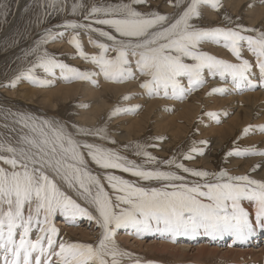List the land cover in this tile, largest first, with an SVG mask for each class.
<instances>
[{
  "label": "snow or ice",
  "instance_id": "6c2138e0",
  "mask_svg": "<svg viewBox=\"0 0 264 264\" xmlns=\"http://www.w3.org/2000/svg\"><path fill=\"white\" fill-rule=\"evenodd\" d=\"M184 2L175 0V6L179 8ZM147 3L148 0H130L129 3L92 6L84 16L89 23L68 21L59 27L73 30L84 28L106 38L111 43H94L101 54L90 57L83 51L81 41L75 35L71 43L80 50V56L90 59L110 81L123 82L135 78L136 72L147 77L141 86L149 94H156L161 89L167 94L171 88L174 95L181 96L188 89L181 87L180 78L186 77L192 87H199L204 83V69L221 76L228 73L238 83L248 80L247 72L251 68L248 60L229 63L218 59L199 50L203 42L219 43L223 40L225 47L230 48L238 59L241 58V42H246L257 55L260 71L264 73V32L254 37L242 34L256 31L244 26L235 29L202 28L190 23L200 16L201 5L218 10L219 0H190L186 9L175 19L156 11L142 13L133 7L134 4ZM72 11L75 14L76 6ZM93 24L103 27H93ZM62 35L63 32L49 30L43 43ZM110 47L115 52L113 57L106 55ZM187 59L192 62H186ZM36 68L46 73L60 69L82 80H87L90 75L45 52L37 64L6 86L15 87L21 77H27L33 83H45L34 75ZM16 115L17 123L22 128L15 142L0 134V162L8 166L0 165V245L4 249L3 264H54L53 256L57 258L55 264H120L119 257L130 254L119 249L114 239L115 230L128 226L135 228L139 234L156 231L173 237L195 238L203 235L212 240L227 237L239 243L264 234L262 181L248 175L233 176L226 170L210 173L190 168L175 158L162 161L139 145L140 150L135 154L143 156L145 160L138 164L111 148L77 138L98 136L105 139L107 137L100 136L104 129L73 126V132L55 121ZM209 115L216 116L215 113ZM258 130L264 132V126ZM244 133L248 134L249 128L244 129ZM193 153L203 154V149L194 146L183 159H193ZM234 154L264 155V152L249 148ZM89 162L103 170H118L141 181L160 182L162 186L143 187L106 172L103 179L114 194L110 195L102 178L90 170ZM147 164L174 166L176 171L162 170L158 166L147 168ZM181 173L200 178L203 182H189L187 176ZM209 177L213 179L209 180ZM57 178L75 189L98 215H93L88 207L81 206L67 195L58 185ZM243 201L253 203L254 212L246 209ZM58 213L69 219L87 217L95 221L103 230L98 245L60 243L58 251L55 250L53 245L58 229L53 226L52 220ZM33 227L41 233L35 241L29 238ZM33 253H37L34 261Z\"/></svg>",
  "mask_w": 264,
  "mask_h": 264
},
{
  "label": "rangeland",
  "instance_id": "374dc122",
  "mask_svg": "<svg viewBox=\"0 0 264 264\" xmlns=\"http://www.w3.org/2000/svg\"><path fill=\"white\" fill-rule=\"evenodd\" d=\"M129 2L130 0H0V134L10 138L11 142H15L22 128L17 123L16 114L30 115L38 119L64 124L69 131L73 132H75L73 126L104 129L100 136L107 137L105 139L98 136H78L77 138L111 148L138 164H142L145 160L143 156L135 154L140 150L137 147L139 145L140 148L162 161L175 158L190 168L206 170L210 173L226 170L233 176L248 175L252 179L264 182V166H257L260 164L258 158L262 155L237 156L234 154L238 150L242 152L249 148L264 152V132L258 130L260 126H264V73L260 71L257 55L251 51L246 42H241V58L239 59L230 48L225 47L223 40L219 43L203 42L199 45V50L229 63H242L243 60H248L251 68L247 72V81L238 83L228 73L221 76L219 73L212 74L208 69H204L202 73L204 83L199 87H192L186 77L180 78L181 87L188 89L181 96L174 95L171 88L167 90V94L162 89L156 94H149L141 86L147 77L136 72L135 78L123 82L110 81L104 77L96 64L80 56V50L71 43L75 35L81 41L83 51L90 57L101 54V50L94 46V43H111L106 38L84 28L73 30L59 27L68 21L89 23L84 20V16L92 6ZM189 2L190 0H185L177 8L175 0L172 3L169 0H148L147 4H134L133 7L142 13L156 11L175 19L186 9ZM219 3L218 10L208 5H201L200 16L193 18L190 23L202 28L235 29L238 26H244L256 31L242 32V34L254 37H257L259 32H264V0H219ZM73 6H76L75 14L72 11ZM93 27L103 26L93 24ZM49 30L54 33L63 32V35L48 43H43ZM105 30L111 31L107 28ZM45 52L70 67L89 73V78L82 80L71 77L70 74L60 69H55L53 73H46L43 69L36 68L34 75L45 83L37 84L27 77H21L15 87L6 86L16 76L37 64ZM106 55L113 57L115 52L110 47ZM186 62L191 63L192 61L187 59ZM133 68L135 71L134 63ZM92 73L95 75H91ZM217 89L223 91H214ZM126 96L130 98L124 99ZM194 102L195 105H193ZM117 109L120 111L117 112ZM209 113H215L216 116H211ZM5 124L8 125L7 128L4 127ZM246 128H249L248 134L244 133ZM194 146L203 149V154L193 153V159H183V156L188 154ZM230 152L233 155H228ZM251 158L256 160L253 161ZM233 162L237 163L233 164ZM2 166L8 167L7 165ZM157 166L162 170L176 171L174 166L169 167L164 164L145 165L147 168ZM254 166H257L255 170H253ZM89 168L102 178V183L105 184L110 195L114 194L108 188L106 180L103 179L106 172L122 176L143 187L162 186L160 182L141 181L118 170L100 169L91 162H89ZM256 173L262 175L258 177ZM181 174L187 176L189 182L200 180V178L185 173ZM212 179L209 177V180ZM57 182L67 195L73 199L76 198L59 184V181ZM200 182L203 181L200 180ZM75 200L81 206L88 207L93 215H98L94 207L88 205L87 202L83 204L77 198ZM242 203L246 209L254 212L253 203L249 201ZM52 223L58 229L56 243L53 245L57 251L60 243H90L97 246L102 238L103 230L95 221H90L87 217L69 219L58 213L53 217ZM115 233L114 239L119 249H125L130 254L119 257L120 264H241L240 262L262 264L264 261V258L260 260L254 256L257 254L255 251L260 247L250 243L235 244L231 238L227 237L210 242V238L203 235L191 238L173 237L165 233L160 236L161 233L156 231L138 234L132 226L117 229ZM34 234L37 236L34 237ZM128 234L130 237L126 242L125 238L127 239ZM38 235L40 236L41 233L33 227L29 238L35 241ZM135 235L136 238H134ZM263 236L264 234H261L257 240ZM117 237L124 239L125 242L119 241ZM17 239H19L18 235ZM137 239L143 243V248L140 247L142 243L140 245L136 243ZM165 240L171 241L179 252H174L173 255L150 250V246L159 245ZM44 243L47 247L46 240ZM202 244L214 252L209 253L211 256L207 255L205 258L198 259L196 251ZM2 248L0 249V264H3L4 260V249ZM243 250L245 251L243 257L236 255V259L234 254V256L229 255L230 257L224 258L225 251L244 253ZM182 251L187 252L182 254ZM36 256L37 253H33V261ZM54 257L52 260L55 264ZM9 259H11L10 256Z\"/></svg>",
  "mask_w": 264,
  "mask_h": 264
},
{
  "label": "bare ground",
  "instance_id": "6f19581e",
  "mask_svg": "<svg viewBox=\"0 0 264 264\" xmlns=\"http://www.w3.org/2000/svg\"><path fill=\"white\" fill-rule=\"evenodd\" d=\"M87 34V33H86ZM206 46V45H205ZM205 48V47H204ZM219 51V50H218ZM244 52V51H243ZM262 81V80H261ZM264 82V81H263ZM226 84V83H225ZM213 89V88H212ZM235 89V88H234ZM91 91V90H90ZM261 92V91H260ZM93 95V94H92ZM255 95V94H254ZM174 96V95H173ZM249 96H247V98H248ZM250 97H251V95H250ZM257 97V96H256ZM260 98H262V97H260ZM244 99H245V97H244ZM249 100H250V98H249ZM209 101V100H208ZM216 101V100H215ZM245 101V100H244ZM247 101V100H246ZM254 102H256V100L254 99ZM258 102V101H257ZM210 104V103H209ZM191 105H192V103H191ZM193 105H195V102L193 103ZM192 105V106H193ZM189 106V105H188ZM188 106H186L187 108H188ZM247 106V105H246ZM254 106H256V105H254ZM162 107V106H161ZM176 108V107H175ZM256 108V107H255ZM172 109V108H171ZM195 109V108H194ZM252 109V108H251ZM190 110V109H189ZM188 110V111H189ZM245 110H247V109H245ZM253 110V109H252ZM186 111V110H185ZM185 111H184V113H185ZM244 111V110H243ZM261 111V110H260ZM250 112V111H249ZM254 112V111H253ZM193 113V112H192ZM245 114H246V112H244ZM244 113H243V115H244ZM158 114V113H157ZM185 114H188V113H185ZM264 114V113H263ZM191 115V114H190ZM199 116V115H198ZM246 116H248V115H246ZM187 117V116H186ZM191 117H192V115H191ZM239 117V116H238ZM244 117V116H243ZM247 118H249V117H247ZM253 118V117H252ZM259 118V117H258ZM237 119V118H236ZM254 119V118H253ZM243 120V119H242ZM239 121H240V119H239ZM260 121V120H259ZM207 122V121H206ZM237 122V121H236ZM147 123V122H146ZM160 123V122H159ZM203 123V122H202ZM211 123V122H210ZM231 123V122H230ZM233 123H235V122H233ZM138 125L140 124V121L137 123ZM205 124V123H204ZM247 124V123H246ZM144 125V124H143ZM244 125V124H243ZM249 125V124H248ZM141 126V125H140ZM228 126V125H227ZM235 126V125H234ZM251 126V125H250ZM179 128V127H178ZM224 128V127H223ZM230 128V127H229ZM238 128V127H237ZM144 129V128H143ZM201 129V128H200ZM221 129V128H220ZM232 129V128H231ZM213 130V129H212ZM224 131H225V129H223ZM220 131H222V130H220ZM219 131V132H220ZM235 132V131H234ZM252 132V131H251ZM174 133H176V132H174ZM225 133V132H224ZM174 135V134H173ZM176 136V135H175ZM229 136V135H228ZM129 137V136H128ZM177 137H178V135H177ZM231 138V137H230ZM126 139V138H125ZM223 140H224V138H223ZM222 142V141H221ZM224 142V141H223ZM218 144V143H217ZM226 144V143H225ZM229 144V143H228ZM165 147V146H164ZM120 148V147H119ZM213 159V158H212ZM218 159V158H217ZM252 160H253V158H251ZM249 160V159H248ZM254 160H256V159H254ZM253 160V161H254ZM258 160H259V162H260V164L259 165H257V166H264V155H262L260 158H258ZM258 160H257V162H258ZM206 161H208V160H206ZM251 161V160H250ZM219 162V161H218ZM262 162V163H261ZM215 163V162H214ZM234 163H237V162H233V164ZM200 165H202V164H200ZM206 166V165H205ZM150 168V167H149ZM154 168V167H153ZM206 168V167H205ZM94 171V170H93ZM264 172V171H263ZM256 175L258 176V177H260L261 175L259 174V173H256ZM134 180V179H133ZM57 181H59L60 183L59 184H61L70 194H72V196L74 195L78 200H79V202H81V203H83V204H86V201H84L79 195H78V193L76 192V190L75 189H72V188H69L63 181H60L58 178H57ZM58 183V182H57ZM156 183V182H155ZM64 189V190H65ZM66 191V192H67ZM75 198V199H76ZM251 209H253L252 207H251ZM59 222V221H58ZM136 230V229H135ZM136 233H138L137 231H136ZM135 234V233H134ZM139 234V233H138ZM35 236L34 237H36L37 235L36 234H34ZM160 236H163V234H159ZM261 234H257L255 237H253L252 239H250L249 241H247V242H244V243H250V244H254L256 247H260V249H258L257 251H255L257 254L256 255H254V253H252V252H254V251H252V249H251V251L252 252H250V251H248V252H250V253H252L256 258H260V260H262V258H264V244H261V243H263L264 242V236H263V238H261L260 237V240H257L258 238H259V236H260ZM38 237H39V235H38ZM64 237V236H63ZM62 237V238H63ZM126 237H127V239L125 238V241L127 240H129L128 238L130 237L129 236V234L128 235H126ZM56 238V237H55ZM65 238V237H64ZM68 238V237H67ZM117 238H119L118 240L120 241V240H123L124 241V239H122V238H120V237H117ZM134 238H136V235H135V237ZM139 238V237H138ZM162 238V237H161ZM173 238V237H172ZM37 239V238H36ZM116 240V239H115ZM199 240V239H198ZM124 241V242H125ZM126 241V242H127ZM137 242L136 243H138L139 245L142 243H140V241L137 239L136 240ZM215 241V240H214ZM62 242H65V241H62ZM73 242H75V241H73ZM155 242V241H154ZM210 242H212V239L210 238ZM234 242V241H233ZM56 243V242H55ZM151 243V242H150ZM158 243V242H157ZM235 244H237V243H239V242H234ZM138 244H137V246H138ZM127 245V244H126ZM146 245V244H145ZM143 246V243L140 245V247L141 248H143L142 247ZM1 247V246H0ZM57 247V246H56ZM176 246H174V244L171 242V241H166L165 240V242H163V243H159V245L158 244H155L154 246H150L149 248H150V250H155V251H157V252H161V253H169V254H173L174 255V252H177L178 250L175 248ZM178 247V246H177ZM181 247H185V246H181ZM212 247V246H211ZM214 247V246H213ZM216 247V246H215ZM2 248V247H1ZM0 248V249H1ZM217 249L216 250H218V247H216ZM3 249V248H2ZM130 249H131V246H130ZM181 249V248H180ZM215 249V248H214ZM222 249V248H221ZM234 249V248H233ZM121 250V249H120ZM123 251H125V249H122ZM121 250V251H122ZM250 250V249H249ZM238 251V250H237ZM244 251V250H243ZM245 251H246V249H245ZM245 251H244V253L243 252H234V251H225V253H224V258L225 257H230L229 255H231V256H234V254H235V258L237 259V257H236V255L238 256H240L241 257V255H242V257H243V254H245ZM142 252H144V251H142ZM179 252V251H178ZM183 252V251H182ZM186 252L187 251H184L182 254H186ZM197 254H196V257L199 259V258H201V257H204L205 258V256H207V255H209V253H211V252H214V251H210L209 250V247L208 246H206L205 244H202L201 245V247L200 248H197ZM136 254V253H135ZM191 254V253H190ZM246 254H247V252H246ZM251 254V255H252ZM172 255V256H173ZM213 255V254H212ZM252 255V256H253ZM145 256V255H144ZM182 256V255H181ZM209 256H211V254L209 255ZM244 256H247V255H244ZM250 256V255H249ZM251 256V258H253ZM195 257V256H194ZM217 257V256H216ZM207 258V257H206ZM232 259H234L233 257H231ZM247 258V257H246ZM250 258V259H251ZM108 259L110 260V258L108 257ZM196 259V258H195ZM194 259V260H195ZM54 260L56 261L57 260V258L56 257H54ZM217 260V259H216ZM243 259H241V261H242ZM256 260V259H255ZM244 261V260H243ZM247 261V260H246ZM257 261V260H256ZM210 262V261H209ZM223 262V261H222ZM248 262V261H247ZM241 264L243 263V262H240ZM243 264H245V263H243ZM247 264V263H246ZM253 264V263H252ZM257 264V263H256ZM261 264V263H260ZM262 264H264V261H263V263Z\"/></svg>",
  "mask_w": 264,
  "mask_h": 264
}]
</instances>
